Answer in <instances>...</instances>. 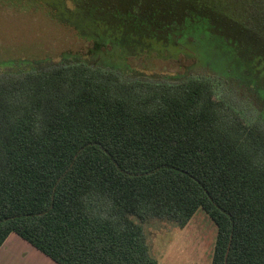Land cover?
I'll list each match as a JSON object with an SVG mask.
<instances>
[{"label": "trees", "instance_id": "trees-1", "mask_svg": "<svg viewBox=\"0 0 264 264\" xmlns=\"http://www.w3.org/2000/svg\"><path fill=\"white\" fill-rule=\"evenodd\" d=\"M34 1L85 20L92 56L107 40L162 55L155 41L203 63L264 17V0ZM93 62L0 76V247L15 233L58 264H157L146 223L181 229L201 208L217 227L211 264H264V129L207 79Z\"/></svg>", "mask_w": 264, "mask_h": 264}, {"label": "rangeland", "instance_id": "rangeland-1", "mask_svg": "<svg viewBox=\"0 0 264 264\" xmlns=\"http://www.w3.org/2000/svg\"><path fill=\"white\" fill-rule=\"evenodd\" d=\"M55 15L60 17L38 1L0 0V76L81 59L113 68L125 78L162 82L183 77L207 79L216 99L231 105L245 122L264 129V17L253 23L260 31L239 34L240 41L231 42L228 52L213 44L206 49L202 63L196 48L172 43L176 48L168 54L167 44L155 41L149 44L158 49L162 45V55L154 51L134 54L136 48L122 49L107 40L106 46L92 56V41L84 35L86 21L82 31L72 20L73 25ZM145 231L158 264H211L217 227L203 209L198 208L181 229L153 219L146 223ZM8 237L17 239L7 253L15 258L5 259V254L0 264H50L48 257L36 261L30 253L27 255L25 246L42 253L17 234Z\"/></svg>", "mask_w": 264, "mask_h": 264}, {"label": "crops", "instance_id": "crops-1", "mask_svg": "<svg viewBox=\"0 0 264 264\" xmlns=\"http://www.w3.org/2000/svg\"><path fill=\"white\" fill-rule=\"evenodd\" d=\"M11 234V233H10ZM9 236V235H8ZM12 236H10V238H11ZM20 237V236H19ZM9 237L8 238H6L5 239V241L3 242V244L1 245V247H0V257L1 256H3V255H5V259H10V258H15V256H13V254L12 253H10V255L9 254H7L8 252H9V248H12L11 247V245L10 244H12L13 242H15L17 239H16V237H14V238H12V239H10ZM9 239H10V241H9ZM10 245V246H9ZM22 244H21V248H22ZM27 248V249H26ZM9 249V250H8ZM24 250H26L27 251V255H29L28 253H30V257H33L34 258V260H36V261H44V258H47L48 256H46L45 254H43L42 252H40L39 250V252L40 253H42V254H38V253H36V252H34L33 250H32V248H30V247H28V246H25V248H23ZM45 255V256H44ZM49 258V257H48ZM47 258V259H48ZM50 259V258H49ZM48 261V260H47ZM2 262V261H1ZM0 262V263H1ZM50 264H58V263H56L55 261H53L52 259H51V261L49 262ZM158 264V263H157Z\"/></svg>", "mask_w": 264, "mask_h": 264}]
</instances>
